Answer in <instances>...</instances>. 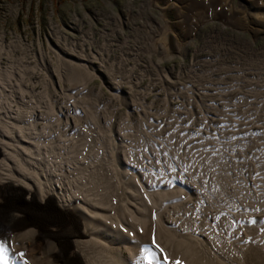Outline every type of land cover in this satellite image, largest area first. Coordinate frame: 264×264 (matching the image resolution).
Returning <instances> with one entry per match:
<instances>
[{
  "label": "bare ground",
  "instance_id": "6f19581e",
  "mask_svg": "<svg viewBox=\"0 0 264 264\" xmlns=\"http://www.w3.org/2000/svg\"><path fill=\"white\" fill-rule=\"evenodd\" d=\"M209 2L196 8L206 13L214 7L210 20L231 21L227 13H239V30H248L255 40L264 32V0H221L222 14L216 12L219 0ZM225 48L244 64L239 70L256 72L246 74L248 83L264 79V50L241 41ZM64 68V75L51 71L44 93L34 88L27 99L22 71L0 65V244L5 249L0 256L8 264H264V83L250 94L238 79L228 89L243 98L220 108L217 90L208 89L211 97L203 95L187 117L177 110L167 117L172 111L166 104L157 115L166 119L167 132L173 130L181 156L155 131L160 123L150 118L152 105L132 103L121 113L122 101H102V91L81 88L91 78L87 70ZM114 93L122 100L123 93ZM174 93L169 90V98ZM247 106L261 110L253 122L242 111ZM208 112L226 118L224 128L212 127L214 132L229 134L234 125L238 130L201 144V125L190 121ZM260 123V147L249 157L247 134L253 138ZM187 131L193 133L181 140ZM239 135L244 139L234 141ZM13 217L16 224L8 229Z\"/></svg>",
  "mask_w": 264,
  "mask_h": 264
},
{
  "label": "rangeland",
  "instance_id": "374dc122",
  "mask_svg": "<svg viewBox=\"0 0 264 264\" xmlns=\"http://www.w3.org/2000/svg\"><path fill=\"white\" fill-rule=\"evenodd\" d=\"M156 1L160 4H164L167 0H156ZM180 1L188 3L186 0H180ZM188 1H190V3H191L189 11L192 9L194 12H197L199 10L198 12L201 13L202 11H204V9L200 10V9L196 8V5L198 7L199 3L204 4L202 2V0H196V1L195 0H188ZM205 1H206V3L204 4V6H209L211 4V2H209L210 0H205ZM149 2H152V0H0V54L2 55L0 65H2V66L4 65L7 69L9 67L16 66V70L22 71V74L25 76L23 83L28 85L27 86L28 88H26V90L28 92V93H26V98L32 99L33 98L32 96L34 95V93L31 94L32 89L37 88L38 89L37 90L38 95H40L42 92L44 93V89H45L44 87H46L47 81L52 76V75H50L52 70L56 71V73L60 71L61 75H62V73L64 75V73H65L64 72V70H65L64 65H65L66 67H68V66L72 67L73 66L74 70L79 71L82 74L85 73L84 70H80V68L77 66L78 61L74 60L75 58L72 55L68 54L69 44L73 42L74 33L80 31L79 27L76 26L75 21H77L78 19H81L82 22L85 24L93 25L95 21L97 22V24L98 23L102 24L106 20L107 17H110L112 19V18L118 16L117 12L124 11L126 8H128V6L130 4H133L135 7L133 14H135L136 17L138 18V20L135 21V24L139 23V20H141V21L145 20L146 19L145 17H151L152 20L155 22V26L157 28L158 24L160 23V19L158 17L161 15V11L159 10L160 8L150 7L148 5ZM178 2H179V0H178ZM220 2H221V0H219V4H221ZM235 5H238V1L235 2ZM183 6H184V4H183ZM183 6L180 8H183ZM218 7L219 6L217 3V7H216L217 14L224 13L225 8L223 7V5L221 4V6H220L221 8L219 7L220 10H218ZM195 8L197 10H195ZM184 9H185V6H184ZM211 9H214V7H210L208 10L211 11ZM176 12H178V11H176V8L175 9H168L166 12L168 17H166V18H169L171 21L178 19ZM140 15L144 18L141 19V17H139ZM227 15L232 17L233 20L230 21L229 19H222V18L218 17L217 20H213V22H210V24L204 26L203 29L206 31L205 33L214 32V34H215L216 32L221 31V35L226 36L229 39V41H231L230 43H228V42L226 43V44H228V46L232 45V43H234V42L237 43L239 41L243 42V44H245V45L246 44L247 45L252 44V41L254 39L253 35L250 33H249V35L244 34L242 32L243 28H241L239 30L238 26H240V23H241V21L238 19L239 13H235L232 15V14H229V12H228ZM101 17L103 19L101 21H99V19ZM236 19H238V20H236ZM223 20H224V22H223ZM227 23L228 24L230 23L229 25L235 23V25L237 24V26H235V29H233V28H230L229 26H226ZM71 24L74 25V28L70 31L67 28V26L70 27ZM149 26L151 28H153L154 23H152ZM110 31L111 30L109 28L104 27V26L98 28V30H97L98 39L96 40V46L97 47L100 46V44L104 40H106V41L112 40L113 45L111 48L113 51H112V58L111 59L117 62V66L115 67V69H116L115 72H119V70H122L124 72H128V71L133 69L135 72L134 73V75H135L136 72L142 71L143 73H142V76L140 77V80H139L140 81L139 83H141L139 85V88L144 87L150 81L148 78H146L145 82H143L144 77H150V76L154 75L153 76V82H152V85L154 86V93L150 97H146V94L142 93L141 91L138 92L137 90H130V89L126 88L127 92L131 93V97L128 95L122 96V100H120V101H122L124 104L123 105L124 110H121V113H124L123 111L128 113L130 111V109L132 108V105H130L132 103L133 104L135 103L136 104V105L134 104L135 106L144 107V106H146L145 104H147L149 101H152V106L154 108L153 109V115L151 116L152 118H154L152 121H158V120L162 121L163 120V116L159 117L157 115V113L159 111H162L163 108L166 106V104L170 106V109L172 111V113L170 112V115H173L174 113L176 114L175 110L178 108L177 106L179 105V103L172 104L168 100V97H165V95L163 93H160V88L163 86V83H162V81L159 82L161 72H160V69L158 70V68L159 67L160 68H164V67L170 68L172 62H176L175 66H177L181 63V58L176 57L174 55V57L172 59L170 57H168V58H165L163 60H160L159 57L163 56V54H162L163 52L159 51V53H156V50H154V47L149 48L147 45H143L144 46V52L149 56H146L143 53L140 54V53H138L140 50L138 45H133L132 43H129L127 46H125L124 44H122L121 39L119 38L120 36H119L118 30L115 29V34L112 31H111L112 32L111 33ZM254 41H256V40L254 39ZM220 42H221V40H220ZM261 44L264 45V39L257 41V46H260ZM225 45L221 42L220 43V49H219V47H214L215 51L213 50V52L211 54H209L210 58H212V57L214 58L219 53V50H220V54H222V55L219 58V61H220L219 65H216V63L213 60H211L210 63H208L205 67L197 69L193 72L190 71L188 73V77L185 79V81L175 80V79L171 78V80L169 82L168 81L164 82V84H165L164 86L168 90H172L174 88H178L181 84L189 82V83H186L185 85H188V86L193 85V87L198 89L201 87L210 86L211 84L213 85L216 83V81H218L219 85L217 84V87H219L222 90V91H220L219 97H221V95L223 94L224 96H222V97H223L224 101L222 100V98L221 99L219 98L220 101L216 100V107L217 108L223 107L224 103L229 104L232 99H234L236 96H238L242 93L241 92L236 93L235 89L229 90L228 87L230 85L235 86L236 84H238L237 83L238 79H240L238 82H242L244 80L243 81L244 83L242 82V87L247 85L248 77L250 75H252V73L249 71H253L254 69L244 70V71L239 70V68H237V67L240 65L243 67L244 64L239 63L236 60H233L232 59L233 51L228 50V48H225ZM252 45H253V49L256 50L257 48L254 47V44H252ZM194 46H196L199 50V49L204 48L205 45L203 43L199 42V40H197V41H193V43L191 45V47H194ZM58 48H59V50H58ZM221 48H224V49H221ZM207 50H209V48H207ZM258 50L259 49H257V51ZM226 52H228V53H226ZM205 56H206V54H205ZM209 57H208V59H209ZM174 58L177 59V61L173 60ZM150 59H152L154 61L155 66H156L155 69L151 68V65L149 63ZM119 62H122V65L120 67H118ZM221 62H225V63H221ZM62 64H63V66H62ZM57 65H60L61 67L60 66L56 67ZM223 68H225L226 70ZM220 69L221 70L223 69V70L221 71ZM227 69L230 70L231 73L229 71H227ZM231 69H233V70L231 71ZM255 69L257 70V68H255ZM61 70H62V72H61ZM235 70H236V72H235ZM26 71H28V72H26ZM209 71H210V74H209ZM212 71H214L215 73H213ZM145 72H146V74H145ZM211 72L213 75L211 74ZM221 72H224V73L222 74ZM150 73H151V75L148 76ZM253 73L255 74L256 72L253 71ZM246 74L247 75L249 74V76H247ZM158 75H159V77H158ZM193 75H195V76H193ZM41 76L44 78V80ZM201 76H203V77H201ZM207 77L211 79V80L209 79V82H208ZM46 78H49V79H46ZM193 78H194V80H193ZM200 79H202V80H200ZM221 79L224 80V82H226V84H223L224 82ZM263 80L264 79H261V80L259 79V81L262 82L261 84L264 83ZM203 84H204V86H203ZM130 85L132 87H135L136 84L130 83ZM98 86H96V87H98ZM225 86L227 89L225 88ZM223 87L225 88V90H223ZM211 89L213 90V88H211ZM105 92H106L105 98H107L108 93L110 95V92H107V91H105ZM221 92H224V93H221ZM195 96H196V103L195 104H197L199 106V103L202 102L201 99H204V96H201L198 94H196ZM208 97H211V96H208ZM51 99H53V98H51ZM139 101H141L142 103ZM217 102H219V103H217ZM195 104H194V106H195ZM129 107H130V109H129ZM156 110H158V111H156ZM154 113H156V114H154ZM177 113H178V111H177ZM187 114L188 113L185 112L183 115L185 116ZM218 114L220 115V113H215L216 116L213 117L211 112H208V113H205L204 115H200L197 119L193 118L194 120L191 121V122H194L196 124L200 123V125H201V128H198L199 132L201 133V137H202L201 144L203 142H205L206 139L208 142L211 141V138H213L214 136L215 137L217 136L219 138L220 137H225V138L229 137L228 133H225V134L220 133L219 134L216 131H215L216 133L214 132L215 128L217 130H222V128L224 126L223 121L226 120L225 117L223 118V116H221V115L219 116ZM155 116H156V118H155ZM207 116H210L211 118L207 117ZM217 116L219 117L218 120L216 119V118H218ZM122 117H123V115H120V118H122ZM204 117H206L207 121H204V120H206ZM220 117L223 118L224 120L221 119ZM214 118H215V120H214ZM227 121L229 122V120H227ZM203 122H205V124ZM219 125H220V127H219ZM260 128L263 129V126L259 125V126L254 127L252 129L253 131H255V133H257L256 135L255 134L253 135V138H252V136L247 134V138L250 140V144H248L247 146L250 148V150H249V148L246 147L245 153L247 152L246 153L247 156L251 153L250 154L251 156H249V157L255 156V154H256L255 150L259 149L258 147H260V146L256 145V144H260V140L262 139L261 137L263 136V134L260 133V132H262ZM206 129H207V131H205ZM246 130H247V128H246ZM246 130H243V131H246ZM155 131H159V133L157 132V134H159V137L161 139H163L164 141H166V138L168 137V134H167L168 132L166 129H159L158 130V128H157ZM192 133H193V131H191V132L187 131V137H188V135H191ZM163 137H166V138H163ZM237 137H239L240 140L244 139L242 137V135H239ZM254 138L258 139V140H254ZM169 140L172 143H174L172 146L173 149L175 148L176 150H181V147L179 146V144L175 143L178 141L177 139L170 137ZM170 141H168V142H170ZM207 146L210 147L209 144H207ZM252 146H253V150H252ZM260 151L264 152L263 146L260 147ZM20 205H21L20 203H16V206L19 207ZM20 216H23V215H20ZM16 219H17V217H13V220L11 222L12 224L9 223L8 225H6V227L9 229L10 225H15ZM28 219H29L28 216H25V218H23L24 221H27ZM55 260H57V259H55Z\"/></svg>",
  "mask_w": 264,
  "mask_h": 264
},
{
  "label": "snow or ice",
  "instance_id": "6c2138e0",
  "mask_svg": "<svg viewBox=\"0 0 264 264\" xmlns=\"http://www.w3.org/2000/svg\"><path fill=\"white\" fill-rule=\"evenodd\" d=\"M164 155H167V153H164ZM159 162V161H158ZM173 170H175V169H173ZM187 169H185V171H186ZM253 223H255V221H252ZM5 251V249H4V246H3V244H0V253H3ZM145 251L146 252H149L150 251V249H148V248H145ZM21 255H23V254H21ZM152 255H153V258H155V253H152ZM163 259H167L166 257L165 258H163ZM0 261H2V264H8V261H7V259H5L3 256H0ZM158 264H160V262H158ZM176 264H180V262L179 261H176Z\"/></svg>",
  "mask_w": 264,
  "mask_h": 264
}]
</instances>
